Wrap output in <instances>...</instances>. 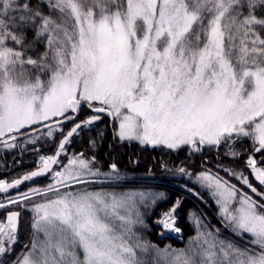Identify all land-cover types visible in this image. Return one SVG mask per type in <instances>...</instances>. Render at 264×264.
<instances>
[{"label":"snow or ice","instance_id":"6c2138e0","mask_svg":"<svg viewBox=\"0 0 264 264\" xmlns=\"http://www.w3.org/2000/svg\"><path fill=\"white\" fill-rule=\"evenodd\" d=\"M42 3L47 15L33 0H0V145L15 148L28 129L43 128L47 137L60 130L62 136L54 154L39 157L37 170L11 182L0 179V208L52 194L33 204V239L15 264H147L138 253L150 249L154 264H264V167L253 156L246 165L259 187L243 172H231L251 194L208 171L197 176L226 226L241 238L250 235L253 247L221 240L217 230L198 231L192 246L179 250L142 242L133 230L143 224L134 209L158 194L68 190L100 173L93 171L95 158L83 153L66 165L60 160L71 139L100 113L118 123L121 140L199 152L245 138L253 152L264 153V18L256 15L264 0ZM25 29H34L44 44L38 56L29 55L34 49L25 43ZM84 105L97 115L76 123ZM65 122L73 123L66 133ZM49 173L54 182L46 188L6 195ZM111 179L119 180V173ZM178 205L156 223L179 233ZM18 217L9 212L0 222V254L17 240ZM195 223L206 228L199 219Z\"/></svg>","mask_w":264,"mask_h":264},{"label":"trees","instance_id":"16d2710c","mask_svg":"<svg viewBox=\"0 0 264 264\" xmlns=\"http://www.w3.org/2000/svg\"><path fill=\"white\" fill-rule=\"evenodd\" d=\"M33 6H40L42 11L47 15L48 8L46 3H42V0H33ZM247 14V9L244 10ZM256 15L258 17L264 18V5H261L256 8ZM25 43L32 46L34 51L30 52L29 55L38 56L44 51V44L42 42H37L35 38L34 29H25ZM84 113V108L82 107V112ZM98 122L91 127L84 128L75 135L69 145H67V152L62 155V160H65L69 157V154L74 153H83L86 159H92L93 157H107L104 161V172L107 173H119L124 171L122 175L127 177L142 178L145 179L148 177H160L163 180H166V183H154L146 184L141 188V191L151 192L158 194L153 199H148L143 203L137 205L134 209V213L138 212L140 218L143 220L142 225H135L133 230L141 238L142 242H147L150 245H154L157 248H165L169 246L171 249H187L192 246V241L190 238L195 237L198 231H210L215 233L218 230H221V224L217 219V207L216 204L211 205L212 209L206 208L203 203L200 202V206L192 202V200L185 194L179 193V187L177 183H184L187 186H190L189 180L185 179L183 176H175L171 171V168L168 167L161 169V160L164 156L163 148L159 146H146L144 149H141L136 141L131 142V151L127 144H115L111 140L110 126L108 120ZM67 124H64L65 126ZM45 130H40L39 132L28 134L25 137H20L17 139V146L12 149H4L3 145L0 147V177H7L8 179L11 176L19 175L24 170H29L33 164L35 155L39 152H47V144L50 140V145L55 146L56 139L59 136V131H55L53 137H47L42 135ZM39 137V139H35ZM35 139V142H31ZM226 143V142H225ZM76 146V147H75ZM34 148L37 150L34 151ZM27 149H30L27 154H24ZM252 149L251 143L248 139L242 138L232 143L231 148L226 144H221L217 147L207 146L203 147L201 151L196 153H190L184 146L177 150L176 154L168 153L165 154L164 159L169 161L170 157L175 158V162L189 159V161L194 165L203 164L207 167L217 171L225 178L231 180V177L228 175V171L225 169L230 167L231 169L243 168L247 172L249 168L247 165H244V160L248 156V152ZM52 150V148H51ZM230 151L238 153L237 156H232L229 154ZM21 153V155H20ZM24 154V156H22ZM257 155V154H256ZM258 156H264V153L258 154ZM103 157H101L103 159ZM134 157H138V162L136 165L132 166L131 161L135 160ZM13 159L12 167L9 169V163ZM99 159V158H98ZM110 164H116V170H111ZM229 168V169H230ZM118 169V170H117ZM46 182H49L47 177L39 178L26 182L17 189L9 190L6 195H11L16 192H21L28 188L29 185H45ZM47 184V183H46ZM176 184V185H174ZM194 186V185H193ZM258 186V185H257ZM259 187V186H258ZM245 188V187H244ZM200 189V188H199ZM246 191H249L245 188ZM188 194V192H184ZM202 195H207L206 191L200 189ZM162 194V195H159ZM189 195V194H188ZM4 196V195H0ZM208 196V195H207ZM209 197V196H208ZM208 199V198H207ZM206 199V200H207ZM154 200V202H153ZM179 201V205L176 207L178 211V226L181 228L183 233V239L181 242L175 240L170 236H161L160 227L156 224L164 212L169 211L175 203ZM210 201V200H209ZM20 207V206H19ZM200 207L202 210H200ZM203 211V212H202ZM206 217H205V214ZM135 214L133 219H135ZM207 218V219H206ZM199 219L202 222L203 226L199 229L195 221ZM30 230L27 231L28 238L30 239ZM219 239L228 240V238L219 231ZM247 236V235H245ZM27 238V239H28ZM230 241V240H229ZM241 248L244 246L239 245ZM140 258L147 262V264H154L156 253L154 250H149L146 253H138Z\"/></svg>","mask_w":264,"mask_h":264},{"label":"rangeland","instance_id":"374dc122","mask_svg":"<svg viewBox=\"0 0 264 264\" xmlns=\"http://www.w3.org/2000/svg\"><path fill=\"white\" fill-rule=\"evenodd\" d=\"M96 106H98V105H96ZM83 108H84V113H81L82 112V109H81L79 114H78V117H77V119L75 121L76 123L80 122V121H83L84 119H86L88 117H91L92 115H97V113L93 112L86 105H84ZM99 115H101V120L98 121V122L106 121L104 118H106L108 120V124L110 126L109 128H110V132H111L112 143H115V144H127L129 146L130 151H131V142L135 141V140H131V141H129V140H121L117 135H115V133L118 130V123L113 121V119L109 115H107L106 113H100ZM98 122H95L94 124H96ZM65 124H67V125L63 126V132L64 133H66L68 131V129L70 130L71 127H73V123H71V122H65ZM91 126L92 125H89V126H86L85 128H88V127H91ZM36 127H39V126H36ZM40 130H44V129L41 128ZM30 131H31V129L27 130V132H30ZM58 131L60 132V130H58ZM79 132H81V131H79ZM79 132H78V134H79ZM28 134L31 135L32 132H30ZM21 137H25V136H21ZM18 138H20V137H18ZM61 138H62V136L59 133V136H58V138L56 139V142H55V146L52 148V150L50 152L47 151V152L44 153V152L41 151L37 155H35L34 164L29 170H24L23 169V172L20 173L19 175H15V176L13 175L9 179L7 177H2V178L0 177V179L6 180V181L9 182V181H12L15 178L21 177L22 175L26 174L27 172H29L31 170L37 168L39 166V157L51 155L54 152L55 147L57 148V145L59 144V141L61 140ZM240 139H242V138H240ZM238 140L229 141V142H226V143L224 142L222 144H226L227 146H229L230 144L232 145V143H235ZM248 141L251 143V146H252L251 139H248ZM136 142H137L138 146L141 149H144L146 146H148V147L149 146H151V147L153 146V145H149V144L142 145L138 141H136ZM0 147H1V145H0ZM159 147L163 148L164 156H165V154H168V153L176 154L177 150H179V149H175V150L167 149L164 146H159ZM184 147L185 148L187 147V149H188V151L190 153H196V152L192 151L189 148V146H184ZM203 147H207V146H202L201 149ZM212 147H217V146H212ZM3 148L7 149L5 147H3ZM29 150L30 149H27L24 154H27V152ZM36 150L37 149L34 148V151H36ZM66 152H67V148H66ZM24 154H22V156H24ZM74 154H79V153H74ZM74 154H72V155L69 154V157L67 159H65V160H62V156H61L60 160H61L62 164L66 165L68 163V160L71 159ZM258 154H260V153H255V152H253V149H251L250 152H248L247 158L244 160V162H245L244 165H246V161H247L248 157L249 156H253L258 161V166L264 167V164H259V162L261 161L262 158H264V156L260 157V156H258ZM20 155H21V153H20ZM164 156H161V157H163V159L161 160V169L167 168V170H168V167H169V168H171V171L173 172V175L178 176V177L183 176L185 179L189 180L190 184H192L190 186H187V184H184V183H177L178 185L174 184V185H176V186H178L180 188L179 189V193L180 194H185L186 196H188L192 200V202L195 203V204H198V206H200V202L203 203V205L206 208H208V209H212L211 208L212 203L216 204L218 213L217 214L215 213V215H217V219L220 222L221 227H222L221 230H219V231L222 234H224L228 238V240L232 241L237 246L242 245L244 247H249V248L253 247V245H251L248 242L251 239L250 235H247V236L244 235L241 238L240 236L234 234L231 231V229L226 226V224L223 222L222 216L220 215L219 205H217V203L215 202V198L213 197V195L211 193V190L208 187H206L205 185H203L200 181L197 180V176L199 175V173L204 172V171H208L211 174L218 175L219 177H221L224 180H228L230 183L237 185V187H243V190L245 192H249V194H251L250 190L246 186H243L238 181V179H236L234 176L231 175L232 171L243 172L244 175L249 177L250 182H252L254 185H258L257 182L252 177L251 172H247L243 168L242 169L241 168H239V169H231L230 167H228L225 170L228 171V175H229V177H231V180H229L228 178H225L223 175H221L217 171H214L213 169L207 167L206 165L199 164V165L196 166V165L192 164L189 161V159L188 160L187 159H183V160L175 162L176 156H175V158H174V156L170 157V160L167 161V160L164 159ZM101 157H103V155L99 156L98 157L99 159L97 157H94L95 161H94V163L92 165L93 171H96L98 169L100 175L98 177L93 178V182H90V183H88L86 185H79V184L72 185L71 188L68 189V190H80V189H85L86 188L87 190H90V191H99L101 189H104V190H107V191H116V192H121V191L144 192V191H141L142 189H136V188H141L143 186H146V184H150V183L153 184V182L155 184L156 183H160V182L161 183H166V180H163L160 177H155V178L154 177H152V178L148 177L146 179L144 177H142V178L127 177V176L122 175L124 173V171H120L119 172V176H120L119 180L111 179V177L115 176L117 173L102 174L104 172H101V171L105 170V168H104L105 165L104 164L106 163V161H104V160L107 157L104 156L103 159ZM84 158L86 159V157H84ZM134 159L135 160L131 161V165L132 166L137 164L139 158L138 157H134ZM88 160H92V159H88ZM13 161H14L13 159L8 161L9 169L12 167ZM111 165L112 164H110V166ZM54 167L57 168V170H61L58 166H54ZM180 167L185 168V170H186L185 173H180V172L177 171V169L180 168ZM111 170H113V169H111ZM249 171H250V169H249ZM108 174H110V175H108ZM46 177H47V179L49 181V182H46L47 184L45 183V185H42V186L41 185L31 184V185L28 186L27 189H25V190H23L21 192L13 193V194L8 195V196H16L18 193H26V192L29 191V189H33V188L44 189L48 185H50V184H52L54 182L53 181V176H52L51 173H49ZM37 179H39V178H37ZM34 180H36V179H34ZM30 181H28V182H30ZM244 187L247 190H249V191H246ZM199 188L205 190L206 194L209 197L207 195H205V196L202 195L200 193V189ZM64 191H65L64 188L60 189L61 193H63ZM183 191L184 192H188L189 195L186 194V193H183ZM51 196H52L51 193L48 194V197L32 196L31 199L28 202H21V203L18 204V206H15L14 208L11 209V210H17L18 213H19L18 225H17V233H16L17 240H16V242L13 245L10 246L11 250L9 252H7L6 254H0V264H15L17 259L22 257L27 252V250H28L27 246H30V242L33 239V231H34L33 228H32V223H33V218H34L35 214H34V212L32 210V206H33V204L40 203V202L43 201V199L49 198ZM262 202H264V201H262ZM175 205H176V203H175ZM200 210H202L201 207H200ZM178 214H179L178 211L175 210V213H174V215H175V226L180 228L178 226V224H177V222H178V218H177ZM205 217H206V214H205ZM161 218H162V216H161ZM0 222L6 223V211L2 210V209H0ZM159 227H160V235L161 236H163V237L164 236H170V237L174 238L175 240H177L179 242L182 241V239H183L182 230L179 233H177L175 231L166 230L161 225H159ZM28 230L31 231L30 232V239L28 238V234H27ZM6 247H8V245H6Z\"/></svg>","mask_w":264,"mask_h":264},{"label":"water","instance_id":"95a60500","mask_svg":"<svg viewBox=\"0 0 264 264\" xmlns=\"http://www.w3.org/2000/svg\"><path fill=\"white\" fill-rule=\"evenodd\" d=\"M100 119H101V116H100ZM100 119H99V120H100ZM95 122H97V121H95ZM95 122H94V123H95ZM30 132H31V131H30ZM30 132H28V133H30ZM37 169H38V167L35 168V169H33V170H31V171H34V170H37ZM31 171H29V172H27V173H30ZM27 173H26V174H27ZM46 175H47V174H45V175H43V176H40V177H34L33 179L41 178V177H44V176H46ZM22 176H23V175H22ZM22 176H21V177H22ZM252 177H253V176H252ZM19 178H20V177H19ZM253 178H254V177H253ZM254 180H255V179H254ZM9 182H11V181H9ZM25 182H26V181H25ZM21 185H22V184H21ZM13 211L18 212L17 210H11V211H8L7 214H6V222H7V216H8V213H9V212H13ZM18 218H19V217H18ZM17 225H18V221H17Z\"/></svg>","mask_w":264,"mask_h":264},{"label":"flooded vegetation","instance_id":"af4514ba","mask_svg":"<svg viewBox=\"0 0 264 264\" xmlns=\"http://www.w3.org/2000/svg\"><path fill=\"white\" fill-rule=\"evenodd\" d=\"M77 123H79V122H77ZM69 130V129H68ZM62 139V138H61ZM50 140H49V142H48V144H47V150H48V152H50L51 151V148H53L50 144ZM56 150H57V148L55 147V150H54V152L52 153V154H54L55 152H56ZM51 154V155H52Z\"/></svg>","mask_w":264,"mask_h":264},{"label":"built area","instance_id":"2783aa9c","mask_svg":"<svg viewBox=\"0 0 264 264\" xmlns=\"http://www.w3.org/2000/svg\"><path fill=\"white\" fill-rule=\"evenodd\" d=\"M4 199H5V198H3V199H2V198H0V202L4 201Z\"/></svg>","mask_w":264,"mask_h":264}]
</instances>
